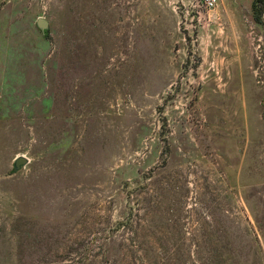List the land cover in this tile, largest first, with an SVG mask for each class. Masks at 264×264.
I'll return each mask as SVG.
<instances>
[{
    "label": "rangeland",
    "instance_id": "1",
    "mask_svg": "<svg viewBox=\"0 0 264 264\" xmlns=\"http://www.w3.org/2000/svg\"><path fill=\"white\" fill-rule=\"evenodd\" d=\"M218 2L0 0V264H264V0Z\"/></svg>",
    "mask_w": 264,
    "mask_h": 264
},
{
    "label": "water",
    "instance_id": "2",
    "mask_svg": "<svg viewBox=\"0 0 264 264\" xmlns=\"http://www.w3.org/2000/svg\"><path fill=\"white\" fill-rule=\"evenodd\" d=\"M37 26L38 28L45 34V32L48 30L49 28V23L47 20H45L44 18H40L37 21ZM29 160L24 157V156H19L15 159L14 162V168L16 171H19L22 167L28 165Z\"/></svg>",
    "mask_w": 264,
    "mask_h": 264
},
{
    "label": "built area",
    "instance_id": "3",
    "mask_svg": "<svg viewBox=\"0 0 264 264\" xmlns=\"http://www.w3.org/2000/svg\"><path fill=\"white\" fill-rule=\"evenodd\" d=\"M202 6L208 10H214L218 6V0H200Z\"/></svg>",
    "mask_w": 264,
    "mask_h": 264
},
{
    "label": "trees",
    "instance_id": "4",
    "mask_svg": "<svg viewBox=\"0 0 264 264\" xmlns=\"http://www.w3.org/2000/svg\"><path fill=\"white\" fill-rule=\"evenodd\" d=\"M257 1H259V0H256V2L254 3V10H256L257 9ZM260 1H263V0H260ZM46 33V35H47V32H45Z\"/></svg>",
    "mask_w": 264,
    "mask_h": 264
}]
</instances>
